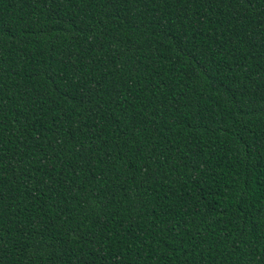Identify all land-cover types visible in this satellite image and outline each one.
Instances as JSON below:
<instances>
[{
  "label": "trees",
  "instance_id": "obj_1",
  "mask_svg": "<svg viewBox=\"0 0 264 264\" xmlns=\"http://www.w3.org/2000/svg\"><path fill=\"white\" fill-rule=\"evenodd\" d=\"M0 264H264V0H0Z\"/></svg>",
  "mask_w": 264,
  "mask_h": 264
}]
</instances>
